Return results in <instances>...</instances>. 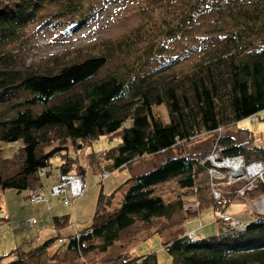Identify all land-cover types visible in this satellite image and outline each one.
<instances>
[{
	"label": "trees",
	"instance_id": "1",
	"mask_svg": "<svg viewBox=\"0 0 264 264\" xmlns=\"http://www.w3.org/2000/svg\"><path fill=\"white\" fill-rule=\"evenodd\" d=\"M76 3L0 0V106L18 92L28 95L22 102L14 103L15 115L2 118L0 109V142L19 143L23 155L14 172L0 169V189L38 192L44 186L41 178L51 173L55 155L61 157L54 174L56 182L58 171L86 177L89 168L103 176L147 157L178 151L150 170L131 175L112 193L101 190L88 227L66 239L50 237L29 252L20 251L17 246L12 252L19 255L9 264L39 261L59 248L75 253L82 259L81 264H88L85 257L93 252L106 254L120 242L124 232L136 225L155 228V221L163 219L170 221L171 226L188 195L180 191L176 201L165 202L157 187L177 179L181 190L201 196L197 180L202 173L210 177L211 168L207 161L203 162L204 153L182 152L183 146L199 135H212L224 158L241 156L246 164H264V151L254 145L253 132L247 130L243 142L226 133L245 118L260 119L259 113L264 111V0L227 1L222 8L231 20L230 28L209 30L219 38L199 52L185 74L165 69L145 71V66L163 51L143 48L141 44H149L150 38L140 32H135V38L107 45L112 47L110 51H118L137 44L140 52L134 61L140 60L138 66L122 64L101 74L107 57L98 53L55 70L34 71L17 62L15 52L22 46L24 31L36 15L48 7L54 9V15H71L78 9ZM213 4V0H188L185 11L161 23L158 35L170 41L191 36L199 15ZM143 30L147 32L146 28ZM162 105L167 108V121L155 110ZM101 136H118L119 141L100 155L87 152V168L82 166L78 151L90 147ZM70 144L77 155L72 154ZM261 185L264 186V172ZM226 196L212 205L223 209L229 202ZM54 223L66 226L69 216L55 217ZM152 233L165 235L163 228ZM150 236L136 242L131 236L121 247ZM200 238L191 242L180 232L170 241L164 239L163 248L171 256L169 264H264V217L252 220L243 231L224 232L222 224L217 234ZM129 252L127 249L99 264H158L155 253L130 256Z\"/></svg>",
	"mask_w": 264,
	"mask_h": 264
},
{
	"label": "rangeland",
	"instance_id": "2",
	"mask_svg": "<svg viewBox=\"0 0 264 264\" xmlns=\"http://www.w3.org/2000/svg\"><path fill=\"white\" fill-rule=\"evenodd\" d=\"M187 1L164 0L157 3L155 0H76L78 9L71 15H62V13L54 15V9L48 7L41 12L42 14L36 15L34 21L29 23L24 31L25 38L21 43L22 46L17 49L14 57H16L17 62L26 65L28 69L42 71L45 69L55 70L63 64L89 55L105 54L107 62L100 72L104 74L122 64L133 66V63H136L137 66L139 65L140 60L134 61L136 54L140 52L139 47H135L137 44L118 51H110L112 47L107 45L117 42L119 39L135 38V32H140L139 35H147V38H150L147 41L149 44H141L143 48L150 46L152 51L158 49L163 51L161 55L145 66V71L155 72L165 69L185 74L189 71L199 52L203 48L213 45L219 38L217 33L216 36L209 30L220 27L228 29L231 26V20L222 8L229 0H224V2L213 0V6L201 14L199 13V20L194 25L191 36H181L171 41L165 40L163 35H158L162 25L170 17L185 11L188 8ZM149 2L153 4H149ZM219 5L222 6L219 7ZM145 7L147 10L143 11L142 8ZM144 28L147 32H144ZM103 48L108 51L105 50L104 53ZM55 55L58 57L55 62H52ZM149 58L144 59L141 64L146 63ZM27 96L23 92L12 95L6 103L0 106V109L3 110L2 118L15 115L17 108L13 107L14 103L22 102ZM155 110L164 121L168 120L167 108L164 105ZM259 117L260 119L255 121L245 118L226 133L236 139L237 142H243L246 140V132L249 130L253 132L254 145L264 151V111L259 113ZM118 141V136H101L95 139L90 147L85 146L80 149L78 155L73 151L71 144L69 148L73 155H77L78 162L87 168L85 156L87 152L100 155L102 151L114 147ZM216 141L212 135L203 134L182 148L183 153L200 155L204 153L203 162L207 161V157H209L210 161L207 162L209 166L211 164L213 166L210 169V177L202 173L197 180L199 189H201V196L194 195L189 190H181L177 179L157 187V193L163 197L165 202L176 201L180 191L188 195L183 200L182 211L174 215L171 226L170 221L166 222L163 219L155 221V228H151L149 225H136L124 232L120 242L106 254L93 252L84 260L88 264L91 262L99 264L102 260L114 258L120 252L129 249L130 256L155 253L158 264H169L171 256L163 248L164 239L167 238L170 241L178 233L183 232L185 235L189 231L200 237H207L217 234L222 224L226 223L224 221L226 215L249 225L252 220L256 219L257 214H264V210H262L264 201L263 196H261L264 194L262 181L256 176H250L248 169L247 171L243 170L244 174L239 172L231 175L229 169L219 168L225 163L215 157V153L218 152ZM177 151L176 149L172 153L175 154ZM172 153L150 156L144 160L136 161L131 167L111 171L104 178L100 171L87 168L86 184L88 188L83 196L72 199L70 205H63L62 197H55L50 194L51 186L55 183L56 167L61 161L59 155H55L51 160L52 170L49 176L41 178L44 186L39 192L44 198L39 201L40 203L33 205L29 203L27 197L30 194L29 191L18 192L14 189H0V264H9V261L19 255L18 252H12L17 246L21 247L20 251L29 252L50 237L64 238L88 227L94 215L101 190L104 193H112L131 175L150 170L166 157L173 156ZM21 154L19 143L5 144L0 142V169L4 172L6 170V172H14L23 157ZM242 167L244 166L242 165ZM208 188L209 192H207ZM238 188L246 190L249 188V192L239 194ZM223 195H229L226 196L229 202L223 209L217 210L212 205L214 204L213 201L220 200ZM221 211L223 212L221 213ZM63 215L69 216V223L63 227L56 226L55 217H62ZM33 218L36 219V222L32 225L28 224L27 221ZM179 226H181V230ZM162 228L165 235L152 233ZM148 235L151 236L134 244L136 240L138 241V239ZM131 236H135V242L131 243L130 246L121 247V244H125ZM201 239L198 238L191 242H198ZM49 253L47 258L31 261L27 264L83 263L82 259L78 258L75 253L64 251V248H59L56 251L54 249L53 252Z\"/></svg>",
	"mask_w": 264,
	"mask_h": 264
},
{
	"label": "built area",
	"instance_id": "3",
	"mask_svg": "<svg viewBox=\"0 0 264 264\" xmlns=\"http://www.w3.org/2000/svg\"><path fill=\"white\" fill-rule=\"evenodd\" d=\"M252 119H255V117H252ZM215 157L219 159L220 161L229 162L230 160H240L242 165L245 167H242V174L243 170L247 169L249 170V175L250 176H256L260 178L259 180L262 181V176L264 172V164L261 161H253L251 163L246 164L244 159L241 156L233 157V158H224L222 157L219 152L215 153ZM209 160V157H207V161ZM210 161V160H209ZM210 168H213L212 164L210 165ZM219 168H227L229 169L226 164L221 165ZM230 170V169H229ZM231 171V170H230ZM251 171V172H250ZM211 174V173H210ZM235 175V173L231 174ZM108 174L104 173L103 177H107ZM213 183V182H212ZM251 187V186H250ZM87 190V184H86V177H82L81 175H75V174H64L61 173L60 171L57 172L56 174V182L54 185L51 186V194L55 197L60 196L61 201L63 202L64 205H70L72 199L79 198L81 197ZM249 192L248 190L244 188H238V193L239 194H246ZM263 196V201H264V194H261ZM43 195L38 191L34 192L32 194L28 195V199L31 203H38L39 201L43 200ZM220 198V196H219ZM218 198V199H219ZM262 210H264V205ZM225 217V216H224ZM264 217V214H257L256 219ZM255 219V220H256ZM224 221H226L224 225V232L228 231L229 229L237 230V231H243L247 224L241 223L235 219H232V217L226 215V220L224 218ZM28 224H34L35 219H30L27 221ZM185 236L190 240V241H195L198 238H200L198 235H196L193 232H187Z\"/></svg>",
	"mask_w": 264,
	"mask_h": 264
},
{
	"label": "bare ground",
	"instance_id": "4",
	"mask_svg": "<svg viewBox=\"0 0 264 264\" xmlns=\"http://www.w3.org/2000/svg\"><path fill=\"white\" fill-rule=\"evenodd\" d=\"M225 164L231 170V174L242 171V163L240 160H230L229 162H225Z\"/></svg>",
	"mask_w": 264,
	"mask_h": 264
}]
</instances>
